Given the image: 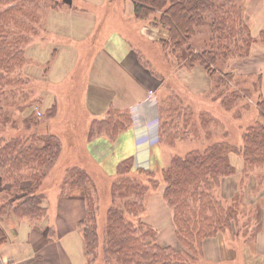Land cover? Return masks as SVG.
<instances>
[{"label": "trees", "instance_id": "1", "mask_svg": "<svg viewBox=\"0 0 264 264\" xmlns=\"http://www.w3.org/2000/svg\"><path fill=\"white\" fill-rule=\"evenodd\" d=\"M130 2L133 16L148 20L152 28H157L159 44L171 51L177 64L182 65V57H185L189 68L198 66L210 77H218L216 87L223 90L220 96L223 106L228 107L234 100L250 96L248 88L231 87V72L216 67L221 59L246 57L253 43L264 44V27L257 36L247 30L239 0ZM23 3L31 8L23 7ZM34 6H37V0H0V97L20 82L17 69L23 66L26 58L24 45L28 42L23 26L27 22L26 32L28 23L34 18ZM19 13L24 22L16 24L14 18ZM201 25H208L209 37L208 43L205 40L206 45L198 51L193 49L191 40ZM183 52L188 53L183 55ZM9 94H13V90ZM257 108L259 118L246 127L239 148L217 140L202 149L173 155L167 166L160 169L158 177L155 171L134 170L131 158L121 160L109 183L110 201L104 211L101 235L98 226L99 171L80 157L78 163L69 164L61 186L63 190L80 187L83 191L85 215L78 226L86 263L219 264V261L205 258L202 244L204 240L219 237L224 231L232 232L234 214L239 209L222 206L214 195V188H219L222 179L235 171L229 161L230 152H236L242 158L238 184L242 178L247 181L253 169L263 166L264 100H258ZM53 109L54 105H51L49 114ZM160 112L158 107V115ZM8 118L7 110L0 104V216L7 213L17 218L41 219L46 214L47 203L39 187L57 160L62 145L60 139L51 133L31 131L28 135L7 136L4 129ZM123 118L115 124L108 118L93 119L88 137L100 131L114 137L119 129L125 128V123H130L128 116ZM203 123L207 124L206 121ZM167 127L166 120L160 121L158 141L162 135L171 144ZM160 184H164L161 195L171 209L180 249L161 244L157 240V230L144 220L148 194ZM5 239L0 227V243Z\"/></svg>", "mask_w": 264, "mask_h": 264}, {"label": "crops", "instance_id": "2", "mask_svg": "<svg viewBox=\"0 0 264 264\" xmlns=\"http://www.w3.org/2000/svg\"><path fill=\"white\" fill-rule=\"evenodd\" d=\"M78 1L83 4L63 7L60 2L56 8L49 9L44 20L45 36L25 47L27 62L24 64L23 73L43 84L38 96L43 105H54V114L49 116L45 130L47 133H55L62 146L57 160L39 187L47 203L45 216L37 220L17 218L7 213L0 216V227L6 237L0 243L1 264H87L78 226L85 215L83 191L80 187H67L63 190L61 186L69 165V157L75 153V145L81 146L87 161L93 167L111 178L116 175L118 163L126 158L132 159L134 170L147 171L160 170L171 159L164 161L165 149L157 140V128L151 123L153 119L158 120L156 91L159 88L152 87L153 78L156 77L143 67L137 57L140 46L136 38L143 39L142 43L147 40L149 43L159 44L157 39H153V35L157 37V28H152L148 20L133 16L130 0H120L118 13L122 23L109 19L111 8L110 12L104 9L116 0ZM103 20L106 24L101 26ZM261 28L263 27L252 29V34L257 36ZM254 59L261 61L253 62ZM229 63L228 72L232 73L229 84L236 88H248L252 96L241 97L239 100L251 99L254 107L249 116L250 120H247L249 124L241 126L239 121L235 123L238 133L234 143L225 124L221 140L239 148L246 127L259 118L258 100H264V44L253 43L246 57L235 58ZM79 64L83 65L79 68ZM77 67L80 71L74 73ZM174 76L188 96L198 99V95L208 92L210 101L222 106L221 97L217 98L213 94L217 88L215 77H210L202 70L185 83L184 78L173 71L167 79ZM235 79L240 83H233ZM197 80L203 82L201 87ZM79 81V101L69 100L65 105L62 95L67 93L66 95L75 96L73 90H77L74 88ZM59 94H62L60 102L57 100ZM224 109L231 110L228 107ZM66 110L68 114L64 115ZM205 111L221 120L211 110ZM219 115L226 116L221 113ZM123 116H128L130 123H125V128L119 129L114 137L104 131L88 137V129L93 119L108 118L110 123L115 124L121 122ZM62 131L67 135L70 144L65 148L60 135ZM205 138L207 144L217 141ZM231 154L232 152L228 157L235 166V171L224 177L220 186L224 192L228 180L236 183V186L230 185L232 193L229 196H233L238 189L237 180L242 167L241 156L236 152V155ZM135 157L138 165L149 166L137 167ZM55 172H58L56 178L49 177ZM250 176L257 178L252 180ZM49 180H53L50 187ZM247 184L250 195L245 196L243 202H263L264 164L249 173L243 187ZM145 208L144 220L148 224L158 223L163 217L168 219L174 229L171 209L165 200L148 197ZM256 241V249L261 252L258 254L264 255V242H261L258 235Z\"/></svg>", "mask_w": 264, "mask_h": 264}, {"label": "rangeland", "instance_id": "3", "mask_svg": "<svg viewBox=\"0 0 264 264\" xmlns=\"http://www.w3.org/2000/svg\"><path fill=\"white\" fill-rule=\"evenodd\" d=\"M60 2L62 3L63 7L64 5L76 7L77 5L83 4L82 1L79 2L78 0H73V3L70 4L64 0H37V6H34V18L32 22L28 23V30H26V32V21V24H24L25 27L23 26V33L28 38V42L26 45H24V47H26L30 42L45 36L44 20L46 18L47 12L51 8H56ZM23 4H25L23 7H27L29 9L31 8L29 4ZM239 4L243 8V18L248 31H251L252 33V29L259 28V26L264 27V0H239ZM112 6H114V2L104 9L107 12H110V8ZM119 8L120 0L117 5L118 11ZM14 19L16 24L19 21L24 22L20 13L16 14ZM122 22L123 20L119 18L118 23ZM105 24V20H103L101 26H104ZM208 31V25H201L197 28V31L191 40V45L194 50L199 51L204 45H206L205 40H207L209 37ZM243 35H245L244 32ZM153 37V39H157L154 35ZM142 40L140 37L136 38L137 44L140 46V49L137 50V57L140 59V63L143 65V67L156 77L153 78L152 87L159 88L156 91L158 95V107L161 110L160 114L158 115H161L160 119L158 118V121L159 123L160 121L164 120L168 122L166 133H169L168 141L172 142L171 144H168L167 138L165 139V137L162 135L159 136V143L162 145L163 149H165L164 161L168 162V160L176 154L183 155L189 150L202 149L205 145H207L205 137L208 139L210 138V141L221 140L224 135L223 131L225 129V124H227L226 130L228 129L229 133H231V140L234 143L237 139L238 133V126H236L235 123L239 121L241 126L249 124L247 120H250L249 116L254 110L251 99L249 101L246 98L234 100L233 103L229 105L230 107L228 106V108L231 110H226L224 109L225 106L223 107V105L221 106L215 102L212 103L210 101V95L208 92L203 95H198V99H193L191 96H188L186 92H183L182 87L178 84L179 82H177L175 76L168 79L167 77H169V75L174 71L177 72L179 76H182L185 83H187L188 80H190L195 75L197 76V73H200L202 70L198 66L189 68L186 64L187 62H185V57H182L184 62L182 65H179L173 59L174 57L172 56L173 54L171 51L168 49H163L160 44L149 43L147 40H144V43H142ZM187 53L188 52H183V55ZM235 58L237 57H230V60L227 59L226 61L221 59L219 60L216 67L221 69L223 72H228L230 64L229 62ZM259 61L261 60H253V62ZM26 62L27 60L25 58L23 66L20 67V69H17L20 82L17 85H13L11 88H9L10 92L13 90V94H9V92L5 96L0 97V104L4 106L5 110H7L9 117L8 123L4 129L7 136L13 134L28 135L31 133V131H35L38 134L47 133L45 130V125L48 122L49 116L51 115V113L49 114L50 106L48 107L47 104L43 105L41 98L38 96L39 90L43 88V84L32 79V77H30L28 74L23 73V67ZM77 70H79L78 67L74 73ZM36 74L37 73H35V75ZM217 78L218 77L216 76V81ZM197 81L201 87V83L203 82L201 80ZM233 83L238 84L240 82L235 79ZM80 84L81 83L79 81L77 86L74 88L77 90H73L75 96H71L70 94L66 95L67 93H64V95L59 94L57 95V100H59V102L62 101V95L64 99L63 103L65 105L66 103L68 104L69 100L79 101L81 89L78 88H81ZM202 87H204V85ZM221 91L217 90L216 88L213 93L214 96L217 98L218 96H222L223 92ZM250 96H252V94ZM207 109L211 110L213 113H216L221 118L222 122H224V124L220 119H216L213 115L203 111ZM40 110L43 113H41ZM38 112L41 114H38ZM201 113H205V116H201ZM219 113L225 114L226 116L219 115ZM66 114H68L67 110L64 112V115ZM203 121H206L207 124H204ZM60 135L62 136L63 147L65 148L66 145L70 146L69 139L66 137L67 135H65L64 131H62ZM238 138L241 140V137ZM74 148L76 154L74 153L69 157V164L74 162L77 163V157L87 160L81 146L75 145ZM234 154L235 152H232L231 155ZM57 173L58 172H55L53 176L50 174L51 176L49 177L56 178ZM97 173L99 175V177H97V184L100 202L98 226L99 234L101 235L104 211L106 204H108L110 201L109 183L112 178L105 176L100 172ZM155 176H160V170L155 171ZM249 178L255 180L257 177L251 178L250 176ZM258 178L261 179V177ZM241 180L243 183L241 182L237 185L238 189L233 193V196H229V194L232 193V188L230 189V185L233 187L234 184L230 180H228V183L225 184L226 188L224 192H222L220 187L214 188V195L217 199H220L222 206L226 208L230 206L233 209H239V212L237 211L234 214L233 231H224L219 237L212 238V240H204L202 244V253L206 259H211L216 262L219 261V264H264V255L258 254L259 250L256 249L257 235L261 242H264V217L262 218L264 201L261 200L263 202L258 201L256 203H244V198L245 196L250 195V191L248 189L249 184H247L244 188L243 186L245 185L246 181L244 182V178ZM52 181L53 180H49L48 187H50ZM238 182L239 178L237 180V183ZM234 185L236 186V183ZM163 186L164 184H160L154 192L148 194V197H153L154 199L158 198L164 201L161 195ZM151 226L157 230V240L161 244L170 245L172 247H176L177 249L181 248L174 233V229L172 228L171 224H169L167 218L162 217L159 219L158 223H153ZM228 259L232 260L227 261Z\"/></svg>", "mask_w": 264, "mask_h": 264}, {"label": "bare ground", "instance_id": "4", "mask_svg": "<svg viewBox=\"0 0 264 264\" xmlns=\"http://www.w3.org/2000/svg\"><path fill=\"white\" fill-rule=\"evenodd\" d=\"M119 0H116L114 6L111 7V13L109 14V19L113 20V22L119 21V13L117 10ZM83 64H79L78 67L80 68Z\"/></svg>", "mask_w": 264, "mask_h": 264}, {"label": "clouds", "instance_id": "5", "mask_svg": "<svg viewBox=\"0 0 264 264\" xmlns=\"http://www.w3.org/2000/svg\"><path fill=\"white\" fill-rule=\"evenodd\" d=\"M151 123H152V124L157 128V130H158V128H159V121L153 119V120L151 121ZM149 163H150V160H149ZM135 164H136L137 167H142V168H147V167L149 166V164H146V165H143V166L138 165L137 162H136V157H135Z\"/></svg>", "mask_w": 264, "mask_h": 264}, {"label": "water", "instance_id": "6", "mask_svg": "<svg viewBox=\"0 0 264 264\" xmlns=\"http://www.w3.org/2000/svg\"><path fill=\"white\" fill-rule=\"evenodd\" d=\"M64 1L67 2V3H69V4L71 3V0H64Z\"/></svg>", "mask_w": 264, "mask_h": 264}, {"label": "built area", "instance_id": "7", "mask_svg": "<svg viewBox=\"0 0 264 264\" xmlns=\"http://www.w3.org/2000/svg\"><path fill=\"white\" fill-rule=\"evenodd\" d=\"M0 264H1V262H0Z\"/></svg>", "mask_w": 264, "mask_h": 264}]
</instances>
